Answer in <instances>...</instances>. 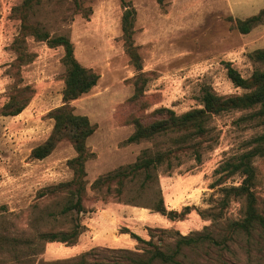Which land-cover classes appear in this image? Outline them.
Wrapping results in <instances>:
<instances>
[{"label":"rangeland","instance_id":"1","mask_svg":"<svg viewBox=\"0 0 264 264\" xmlns=\"http://www.w3.org/2000/svg\"><path fill=\"white\" fill-rule=\"evenodd\" d=\"M125 1L135 9L131 40L140 70L121 31V0H40L27 12L28 24L49 37H68L75 58L99 74L95 86L71 101L74 112L94 125L86 139L92 155L79 182L68 163L76 155L69 140L58 141L41 159L32 156L52 131V109L62 104L64 49L38 39L35 27L22 26L23 0H0V264H67L87 251L88 264H122L129 251L148 247L132 233L146 241L153 234L155 242L165 244L173 243L175 231L210 232L218 241L229 236L220 244L184 249L185 264H264L259 228L247 233L227 226L243 217V199L230 193L221 207V188L239 186L242 175L212 186L219 165L251 149L253 137L264 131V106L212 115L200 139V159L189 150L178 153L173 167H159L144 188L141 177L128 181L121 193L114 182L93 186L97 177L134 162L143 149L172 143L169 135L126 143L136 119L155 121L159 115L154 111L161 107L177 115L201 107L203 89L221 96L247 91L233 84L227 66L243 78L264 68L250 56L264 48V17L246 33L236 28L237 18L257 13L264 0ZM24 86L28 88L19 96L29 97L25 107L2 115L11 95L15 99L8 108L16 106V90ZM253 166L256 208L264 215V156H255ZM159 196L167 210H190L182 219L170 220L153 209ZM68 202L80 203L82 211L62 213ZM108 203L134 211L130 228L98 222L97 230L88 232V220ZM77 222L83 227L76 245L41 237L69 231Z\"/></svg>","mask_w":264,"mask_h":264},{"label":"trees","instance_id":"2","mask_svg":"<svg viewBox=\"0 0 264 264\" xmlns=\"http://www.w3.org/2000/svg\"><path fill=\"white\" fill-rule=\"evenodd\" d=\"M39 1L40 0H23L22 8L24 16L21 20L24 28L35 27L26 22L27 12L34 7V4L39 3ZM121 4L124 8L121 17V31L129 44L127 49L133 59L134 66L140 70L141 66L138 63V56L132 47L131 40L135 9L129 6L130 4L125 0H121ZM263 17L264 8H261L257 13L244 19L237 18L236 28L240 32L246 33L253 26L262 22ZM33 29L38 39L46 40L51 46L63 47L64 54L62 63L65 66V77L62 90V104L52 109L50 113L54 121L52 131L43 143L33 148L32 156L41 159L54 149L58 141L62 139L69 140L76 151V155L72 157L68 163L76 174V181L82 182V177L85 175L84 163L92 155L91 151H89L86 146V139L93 133L94 125L90 123L86 115L74 112L71 101L88 92L95 86L99 74L91 68L82 65L75 58L73 45L68 37L64 35L49 37L48 33L37 31L36 27ZM18 39L17 37L16 42ZM19 49V47L16 48L17 51ZM250 56L264 65V48L254 50ZM227 76L235 86L247 89V91L241 95L221 96L214 93L211 89H203L201 107L192 108L179 115L171 109L161 107L154 111L159 115L155 121L145 124L136 119L134 121V130L125 139L126 143L151 140L159 135H169V137H172V143L164 148H156L155 150H150L149 148L143 149L137 155L134 162L121 165L97 177L93 182V186L100 187L101 185H109L111 182H114L118 192L121 193L128 181L141 177V188H144L147 181L156 177V171L159 167H164L165 169L173 167V160L178 158V153L189 150L193 153L196 160L200 159L202 154L200 139H202L208 131L207 124L212 115L230 109H249L257 105H260L261 109H263L264 68L261 70H254L248 78H243L236 69L228 65ZM27 88L28 86H24L16 90V106L9 109V104L15 99V95H11L9 101L2 108V115L18 114L25 107L29 97H20L19 94L25 92ZM251 142L253 143L251 149L219 165L215 170L218 177L214 183H212V186L222 183L233 174L242 175L243 179L239 186H224L221 188L225 193L224 199L221 201V207L225 204L226 197L230 193L235 197H241L244 201L243 217L227 226L235 232L245 231L247 233L251 232L252 229L259 228L260 233L264 237V215L258 212L256 208V197L253 191L255 179L253 159L257 155L264 156V131L253 137ZM133 200L128 203L134 206L138 205L135 200ZM73 209L81 212L82 206L80 203L68 202L64 205L61 212L67 214ZM153 209L165 215L170 220H177L182 219L190 210V207L185 206L181 211L172 209L167 210L163 206L161 196H159L157 202L153 205ZM216 215L219 216L218 213H216ZM212 216L213 220H215L214 215ZM82 227L83 226L77 222L69 231L45 233L41 234V237L50 241H66L74 245L77 243V238L82 231ZM124 231L130 233V230L127 228L124 229ZM160 232L170 233L171 231L161 229ZM174 233L176 238L173 243L165 244L161 241L159 243L155 242L153 234L151 235V239L146 241L139 235L132 233L131 235L135 239L147 244L148 247L141 253L129 251V254L124 257L125 262L122 264H185L181 259L184 249L196 248L203 243H205L206 246H212L213 244H220L229 238V236H225L221 241H218L210 232H194L187 235H182L178 231ZM90 255L91 253L89 251L83 252L76 260L69 261L67 264H88Z\"/></svg>","mask_w":264,"mask_h":264},{"label":"crops","instance_id":"3","mask_svg":"<svg viewBox=\"0 0 264 264\" xmlns=\"http://www.w3.org/2000/svg\"><path fill=\"white\" fill-rule=\"evenodd\" d=\"M257 1H260V0H256V2ZM246 4L250 5L252 3L247 2ZM263 7L264 6L262 5L260 8H258V10ZM122 206L124 208H129V207L132 208V206H129V205H122ZM133 213L134 211L132 209H128V210L119 209L118 205H115L113 203L103 204L97 208L96 212L94 213V217L88 220L89 223L87 224V226L90 227L88 229V232L93 233L95 230H97L98 222L104 225L121 224V225H125L127 228H130L129 224L131 221L129 220ZM97 244H100V243H97Z\"/></svg>","mask_w":264,"mask_h":264}]
</instances>
